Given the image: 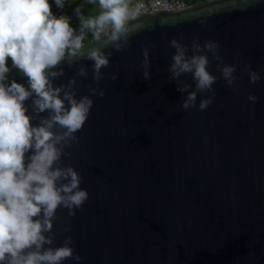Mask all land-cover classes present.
Instances as JSON below:
<instances>
[{
  "label": "water",
  "instance_id": "1",
  "mask_svg": "<svg viewBox=\"0 0 264 264\" xmlns=\"http://www.w3.org/2000/svg\"><path fill=\"white\" fill-rule=\"evenodd\" d=\"M130 24L138 27L123 50L103 49L112 54L99 83L83 58L61 65L64 76L54 81L75 77L77 99L88 95L93 105L60 164L80 174L89 197L74 216L57 210L51 246L72 238L80 260L62 264H264V0H205L144 12ZM173 38L188 45L189 55L194 40L215 41L223 63L236 65L228 87L207 53L216 82L205 110L199 102L208 91L197 93L196 107H181L186 93L168 72ZM91 46L98 45L85 53ZM245 64L258 82H249ZM81 65L87 77L76 76ZM7 76L6 83L28 87L18 69ZM179 79L195 90L190 73ZM89 85L104 96H93ZM32 100L24 102L29 115Z\"/></svg>",
  "mask_w": 264,
  "mask_h": 264
},
{
  "label": "clouds",
  "instance_id": "2",
  "mask_svg": "<svg viewBox=\"0 0 264 264\" xmlns=\"http://www.w3.org/2000/svg\"><path fill=\"white\" fill-rule=\"evenodd\" d=\"M89 2L97 4L99 11L86 17L80 7L74 8L79 21L77 29L67 15L53 14L49 0H0V264H62L67 259L80 260L71 247L70 236L61 246H51L55 239L52 229L59 208L74 216L89 197L80 187V174L72 166L60 164L61 157L69 155L65 147L71 146L76 140L74 134L87 121L93 100L88 95L77 99L75 77L58 86L54 81L64 76L61 65L72 67L83 58L92 61V79L99 83L104 78L101 69L109 66L112 54L103 49L123 50L138 27L130 22L147 11L143 4L133 6L132 0ZM54 3L57 8L65 7V0ZM89 35L91 40L85 43ZM89 45L98 46L88 47L85 53ZM170 47L175 51L168 72L177 91L186 93L183 109L196 107L198 92L212 93L200 100V110L212 103L216 77L208 71L209 52L218 62L216 67L225 84L234 87L236 65L223 63L217 42L205 41L201 45L194 40L190 55L188 45L175 38L170 40ZM148 55L144 49L145 80L150 75ZM9 59L12 68L27 78V88L15 80L6 83L11 71ZM244 71L250 83L259 81V74L248 64ZM188 73L195 81L193 91L179 79ZM76 76L87 77V69L81 65ZM111 79L115 80L116 75L112 74ZM88 91L93 96L105 94L103 89L91 85ZM30 97L32 115L27 114L24 103ZM256 99L249 94L248 100ZM46 111V117L40 116ZM33 119L38 121L36 125L31 123ZM69 230L64 228L65 232Z\"/></svg>",
  "mask_w": 264,
  "mask_h": 264
},
{
  "label": "built area",
  "instance_id": "3",
  "mask_svg": "<svg viewBox=\"0 0 264 264\" xmlns=\"http://www.w3.org/2000/svg\"><path fill=\"white\" fill-rule=\"evenodd\" d=\"M51 7H54V0H49ZM143 4L147 9L146 12H154L158 10H167V11H177L189 7L191 4H188L186 0H132V5ZM98 12L94 13V16Z\"/></svg>",
  "mask_w": 264,
  "mask_h": 264
},
{
  "label": "trees",
  "instance_id": "4",
  "mask_svg": "<svg viewBox=\"0 0 264 264\" xmlns=\"http://www.w3.org/2000/svg\"><path fill=\"white\" fill-rule=\"evenodd\" d=\"M188 2V4H195V3H198V2H202V1H205V0H186ZM77 7H80L81 10H82V13L84 16H90V15H93L94 13L98 12L99 10H95L93 11V6L94 4L93 3H90L89 0H81L80 2H73ZM69 9V6H68V2L66 3V6L63 8V9H56L54 7H51V10L53 12L54 15L56 16H59V15H66V12L67 10ZM91 40V37L89 35L88 39L85 41H89ZM7 64L9 66V68L11 69L12 66H11V60L9 59L7 61Z\"/></svg>",
  "mask_w": 264,
  "mask_h": 264
},
{
  "label": "rangeland",
  "instance_id": "5",
  "mask_svg": "<svg viewBox=\"0 0 264 264\" xmlns=\"http://www.w3.org/2000/svg\"><path fill=\"white\" fill-rule=\"evenodd\" d=\"M76 1L77 2H80L81 0H65V6H66V3L68 2L69 9L67 10L66 15L68 17H70V23H71V25L74 28H77L78 29V27H79V21H78L77 17L74 14V8H76L77 6L73 3V2H76ZM54 8L60 9V8H57L56 5H54ZM95 10H99L97 4H94V6H93V11H95Z\"/></svg>",
  "mask_w": 264,
  "mask_h": 264
}]
</instances>
